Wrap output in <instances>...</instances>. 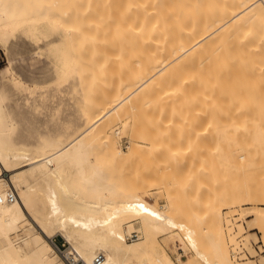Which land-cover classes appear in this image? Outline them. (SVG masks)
<instances>
[{
  "label": "bare ground",
  "instance_id": "obj_1",
  "mask_svg": "<svg viewBox=\"0 0 264 264\" xmlns=\"http://www.w3.org/2000/svg\"><path fill=\"white\" fill-rule=\"evenodd\" d=\"M17 34L46 41L60 67L61 80L80 81L83 122L69 134L70 126L68 136H55L45 145L15 139L8 78L0 80V264H72L77 259L97 264L99 255L104 256L102 264H259L253 258L255 233L241 240L240 236L249 230L243 219L251 217L249 227L262 232L264 241V107L232 104V99L223 104L219 98L208 97L211 86L223 84L225 75L264 74V0H0V40L6 42ZM108 61L117 65L115 72L109 70ZM193 68L196 74L189 73ZM11 73L14 86L35 91ZM108 76L114 79L106 81ZM106 84L100 97L99 89ZM191 86L197 90L191 97L199 105L196 119L190 122L186 121L190 116L183 117V126L168 129L167 106L172 102L170 111L176 115L174 100L189 106ZM164 100L166 108L165 102L161 107L157 104ZM183 105L178 106L183 109ZM143 113L154 118L158 114L155 120L163 114L162 121L167 120H151L157 127L151 132L157 137L156 146L149 150L152 157L153 152L170 151L164 141L171 135L169 130L176 136L179 133L177 143V138H171L174 144L184 143L197 120V150L204 157L200 156L204 160L200 159L199 170L213 174L211 170L221 168L216 164L219 156L227 154L231 165L222 160L226 166L242 167L247 176L236 183L218 181L221 190L204 202L202 211L189 215L178 206L180 201L169 210L151 202L140 187L124 188L127 183L115 166L119 155L127 154L116 144L119 124L125 121L124 132L134 127L131 136H138L139 123L132 121ZM133 143H128L132 154L141 150ZM179 149L173 150L180 153ZM140 172H134L138 183L145 181V171ZM223 172L219 171V177ZM209 174L207 178L213 180ZM122 182L126 183L123 187ZM12 191L16 197L10 200ZM57 234L68 242L66 250L50 240ZM229 243L240 250L247 247L251 255L239 258L235 251L232 255ZM168 248L176 249V259Z\"/></svg>",
  "mask_w": 264,
  "mask_h": 264
},
{
  "label": "rangeland",
  "instance_id": "obj_2",
  "mask_svg": "<svg viewBox=\"0 0 264 264\" xmlns=\"http://www.w3.org/2000/svg\"><path fill=\"white\" fill-rule=\"evenodd\" d=\"M54 33L55 34L52 36V38L56 39L58 37V35L56 34V32H54ZM9 38L6 42L0 40V42H1L0 43V52L3 53L2 61L5 63V67H3V69H0V80L4 76H7V78H8V81H7L8 83L6 82V85L8 84V86H7L8 87V93L11 96L10 97L11 99L9 100V104H10L11 109H12L13 121L15 122V125H17L16 129H15L14 138L17 140H25L26 142L33 143V144L34 143L36 144L38 142L36 145H45V144H48L49 141L55 136H58V135H62L64 137L68 136L67 129L68 130L71 129L68 132L70 134L71 132H73L75 130V128H78V126H80L83 122L82 121L83 118H82L81 113H80L81 102H79V98H83L84 94L82 93V85L80 84V81H77V79H75V78H72L69 81H62L61 80V78H60V67H59V65H58V63L54 57V54L49 50V46L46 43V41H44V40L43 41H34V40H32V39H30V38H28L22 34H17L15 36H11ZM114 61H117V60H114ZM114 61H113L114 65H113V63L110 64L111 61H108V64H110L109 68L111 67L109 70H113L112 72H115V69L117 70V68H116L117 65L115 66ZM189 63L191 64V62H189ZM116 64H119V63H116ZM111 65H113L114 68H112ZM190 70H191V72H189L190 74L197 72V68H195V69L193 68ZM193 70H195V71H193ZM11 71H13V73H15V75L22 80V82L24 83L23 85L35 87V91L29 92V90H26L23 87L19 88V87L14 86L10 80L12 77ZM112 72H110L109 75L115 76L114 74H117V73L113 74ZM194 74H196V73H194ZM124 75H126V73L125 74L122 73V76H124ZM245 75H247V73ZM245 75L244 74L243 75L242 74H235L234 76L225 75L223 77V82H224L223 84H220L219 86H216L214 84L213 86H211V89L209 90V97L210 98L207 96L208 99L210 100V99H214V98H219L218 100L221 99L220 101H224V102H221L223 104H228L229 103L228 101H230V99H232V101H230V103H232V104L238 103V105L241 104V106L243 104H248V105H252V107L253 106L261 107V108L264 107V74H262V73L256 74V72H255L254 74L251 73L250 75H247V76H245ZM113 76H112V79H114ZM107 78L111 79V77L108 76V77H106V81L108 80ZM115 78L117 80L116 81L114 80L113 83H116L118 81L119 76H118V78L117 77H115ZM112 79H111V81H112ZM88 80H89V78H88ZM63 83H64V85H61ZM103 86L105 89L101 88V86L99 87L101 89H99L97 87L95 88V89H99V92H98V90H96V91L98 92V94H100L99 95L100 97L103 96L102 92L104 93V91L106 90L108 85L106 84V86L105 85H103ZM10 87H11V90H10ZM193 87L195 89L196 86L193 85ZM193 87L191 86V87H189L190 89L188 88L189 89L188 91H190V93L187 94L188 95L187 99L190 98L191 102L186 99L187 102L191 103L189 106L185 105L186 107L190 108L189 111L185 110V106L183 105L185 103V101L183 103H180L182 101H178V100L173 101L172 99L170 100V101H173V103H174L173 104L174 107L172 106V108L176 109L178 107L177 115L175 112L172 113V111H170V107H171L170 105L172 104V102L169 105L166 103L169 99L168 100L166 99V102H165V100L163 102H157L158 105L160 103V107H161V104H164V102H165V108H166V105H168L167 106L168 111L166 109V112H168V113H167V115H165L167 117V118L166 117L165 118L167 120L169 119L168 122H170L169 126L171 128L169 127L168 129L174 130L175 127H176L175 129H177V127L180 128V126H183V124H181V122H182L181 119L183 120L184 118L186 119V117L190 116L189 118L186 119V121L191 122V120H193L197 116L199 105L197 104V99L196 100L193 99L194 102L192 103L193 100L191 98L192 96L195 95V93H197V90L192 89ZM36 88H38V89H36ZM80 89H81V91H80ZM95 89H93L94 92H95ZM100 90H102V92ZM229 90L234 91V93L232 91H231L232 93H229L230 92ZM14 91H16V92H14ZM23 92H24V94H23ZM97 92L95 95H97ZM24 95H25V97L28 96V99H26L24 97ZM89 96L91 97L90 94H89ZM92 96L96 97L97 99L99 98L98 96H94L93 94H92ZM12 97H14L13 100H12ZM170 101H168V103ZM176 102H178V104H176ZM66 104H68V106ZM179 104H180V106L183 105L182 106L183 109H181V107L178 106ZM185 104H187V103H185ZM41 105H42V107H40ZM58 105L60 107H58ZM235 105L237 106V104H235ZM196 106H198V107H196ZM163 107H164V105H163ZM179 108L181 110H179ZM175 109H173V111ZM194 109L195 110L197 109L196 110L197 112ZM163 110L165 111V109H162V111ZM192 110H194V111H192ZM159 111H161V110H159ZM190 111L193 112L192 113L193 116H192ZM149 112L152 113V110ZM154 112L158 113L157 110ZM184 112H186L187 114ZM194 112H195V115H194ZM151 113H150V115H152ZM156 113H155V118L152 116H149V113H147V115L151 119H147L148 116L145 115L146 113L145 114L143 113L141 115H139V114L137 115L138 118H136L132 121V122H135V121L138 122L139 123L138 127H140V128H138V130L140 129L139 130L140 132L138 131L139 132L138 136L134 135L135 138H133L134 136H131V133H130L134 129V127L132 130H130L131 129L130 128V129H127L128 131L126 130V132H124L123 127H125V124H124L125 121L124 122L121 121L122 123L119 124L121 127V133L117 137L118 143H116V144L118 147H120V148L122 147L123 149H125L127 154H125V156L123 154V157H121V155H119L120 160H118V161L116 159L117 157L116 158L114 157V160L116 159V162H117V163L116 162H114V163L118 164L115 166H117L116 170H119V171H117L118 174L120 172L119 176L120 175L122 176V181H124V179H125V182L127 183V184L124 183V184H126L124 188H128L131 190V187H133V189L140 187V189H142V190L144 189L143 190L144 193L146 192L145 194L147 195V197L149 198V200L151 202L156 203V201H157L156 204L158 206L164 207V208L169 209V210L174 208V207L171 208V206L177 205L176 202H178V204L181 203V205H178V206L179 207L181 206V209L185 210L184 213L186 212L187 215H189V212H191V211H193V212H191L193 214H194L195 210L196 211L197 210L202 211L203 207L205 208L204 202H206L207 200H211L213 198L214 194H216V192H218V190H221L222 186H221V183L218 181H224L225 183L231 181V182L236 183V182H241L245 179V176H247V174H248V171L246 169H244L242 167H237V166H233V167L229 166L228 167V166H226V163L224 161H222V160H225L226 162H227V160L230 161V159H229L230 156L227 154L220 155L219 157H220L221 161H219V162L216 161V164L221 167V168L218 167V170H217V167L215 165L216 168H214L213 171L212 170L210 171L209 167L211 168L212 164L209 165V163H208L209 167H207V168L209 169L210 172H213V174L210 173L211 176L214 175L213 180L210 179L212 177L207 178V176H208L207 174H209L207 169H206L207 172L205 170H204V172H203V170H201V171L199 170V168L201 167L199 165V163H201L200 159L203 156L200 154V151L198 152L200 146L196 144L199 141V140H197L198 137H197L196 133L198 131V127L200 126V123L197 122V120H195L196 122L194 121L195 124L193 122V124L191 125V130H192L191 135L192 136L188 135V137L184 138L185 139L184 143H181L183 140L180 142L181 144L184 145V147H183V145L178 143L181 147L177 148L178 144H176V143L178 142V138L180 139V136L177 138V136L179 134L176 132L177 130L174 131L177 133V136H176V134L171 132L172 130H169V132L171 134L169 136L171 142H167V140L169 138L168 139L166 138V140H164V138H162L166 142V144L167 143L170 144V145H168V144L166 145L168 148L169 147L171 148V149L169 148L170 151L173 152L176 149L180 148L182 150V153H181V150L179 149L180 153H179V151H175L178 154L176 156L175 152L170 153V151H167L165 149L166 151L165 150L162 151V153L163 152L164 153L160 154V155L153 152V157H152V154H151L152 152H149V150L151 149L150 147L152 145V149H153V147H155L157 144V142L156 143L154 142V141H156L157 137H155L153 135L155 132V128L157 129V127H155V125L153 124L154 121L152 119V118H154V120H155L158 118L157 117L158 114L156 115ZM169 113H171L172 117L169 115ZM69 114H71V115H69ZM183 114H185L186 116ZM178 115L180 116V119L178 118L179 120L176 118ZM145 116H146V118H145ZM162 116H163V114H162ZM162 116L160 115V117H159L160 119L155 120V121L159 122L161 120L160 122H167L166 119L164 121H162L163 120L162 118H164V116L163 117ZM14 117H15V120H14ZM170 117L171 118L174 117V120L171 119ZM72 118H73V120H72ZM145 119H147V121L150 120L149 122L152 125H148L149 122L147 123V121H143ZM189 119H191V120H189ZM68 120L69 121L71 120L73 123L69 122ZM151 120L153 122H151ZM71 123H72V125H71ZM78 123H79V125H78ZM196 123H197V125H196ZM176 124H177V126H176ZM140 125H142V126H140ZM70 126H71V128H70ZM72 126H74V127H72ZM145 126H148V127L145 128ZM151 126H153V127H151ZM194 128H196L197 131ZM181 129H183V131H184V127H182ZM145 131H146V133H145ZM183 131H182V133H183ZM147 132H148V135H147ZM182 133L180 135H182ZM193 133H194V135H193ZM139 134H141L142 136ZM144 135H145V137H143ZM129 136L132 138H130ZM136 136H137L138 140H136ZM194 136L196 138L193 139ZM173 137L175 139L177 138V140H175V142H176L175 144L172 141V140H174ZM190 137H191V140H189ZM143 138H146V139L149 138V139L144 141ZM153 138H155V139H153ZM171 138H172V140H171ZM195 139H196V141H194ZM131 141L134 142L133 144H135V145L137 143L138 148L139 149L141 148V150L137 149V152H136L135 151L136 148H135V150L132 151V152H134V151L135 152L132 154L129 151V146H128L129 144H131ZM149 141H150V143H149ZM160 142H161V140H159V144H160ZM165 142L163 143V141H162V143L164 145H165ZM153 144H155V146H153ZM191 144H192V146H189ZM198 144H199V142H198ZM139 146H141V147H139ZM175 146H176V148H175ZM196 147H198V148H196ZM146 148L148 149V151L146 150ZM194 148H196V149H194ZM173 149H175V150H173ZM154 150H151V151H154ZM196 150H197V152H195ZM138 151H139V153H138ZM143 151H144V153H143ZM187 151H189V153L190 152L191 153L189 154V153H187ZM149 153L151 154L150 156H148ZM154 153L156 154L155 156H154ZM185 153H187V154H185ZM170 154L171 155L173 154L172 156H175V157H178L179 154H180V156L183 154L184 157L181 158L183 156L182 155L180 158L177 159V158H173L171 156V157H169V160H168V156H170ZM200 156H202V157H200ZM154 157H157V158H154ZM209 158H210V156H209ZM209 158H208V161L211 162V160ZM125 159H126V163H125ZM175 159H177V160L180 159L179 161H181V159H182L181 163L179 162L180 165L178 164V162H176ZM212 159H213V157H212ZM214 159L216 160V158H214ZM144 160L147 162H143ZM197 160H199V161H197ZM133 161L136 162V164ZM172 161L176 162L175 165H174V163H172ZM158 162L160 163V165ZM220 162H222V163H220ZM152 163H154V165H156V167H158V168H156L155 166H152L153 165ZM156 163L158 164V166ZM164 163H166V166ZM204 163H205V161L203 162V164ZM227 163L229 164L230 162H227ZM150 164H152L151 167L149 166ZM177 164H178V166L176 167ZM203 164H201V165H203ZM222 164H224V166H222ZM173 165L175 167H173ZM229 165H231V163ZM118 167H119V169H118ZM222 167L223 168L226 167L227 169L224 168L225 170H220V169H222ZM150 168H152V169L150 170ZM139 169L142 172H143V170L145 171V172H143V173H145V181H139V183H138L135 180L136 178H134V175L136 176L138 173H141ZM202 169H205V167L203 168V166H202ZM215 169H216V171H215ZM219 171H220V174H222L221 171H224L223 175H221V177H219V175H220ZM134 172H136L137 174ZM146 172H148L147 177H146ZM158 173H160V174H158ZM131 174H133V175H131ZM219 178H222V179H219ZM214 181H217L218 183L215 185ZM119 182H121V181L119 180ZM212 182H213V184H212ZM122 184H123V182H122ZM124 184L122 185V187L124 186ZM172 201H174V203ZM179 201H180V203H179ZM250 218L247 217V218L243 219L244 225H246L247 229H249V230L246 234H244L243 236H240V240L242 238H244V236L249 234V233L250 234L255 233L257 239L254 240L253 243H254V248L257 249V252L255 254V250H254L255 256L253 255V258L259 264H264V262L261 260L263 255H264L263 234L257 228H250L249 227V219ZM241 222H242V220H241ZM135 232H138V231H135ZM50 240H52V242L55 244V246H58V248L60 247L61 250H66L69 247V244L66 241V239L63 238L62 236L58 235V234L51 237ZM229 245H230V251H231L232 255H233L234 251H235L234 254L236 256H238L239 258H240V256L242 257V255L243 256L244 255L245 256L251 255V252L249 251V249L247 247L246 248L243 247L244 249L242 248L240 250V249H236L234 247V245L231 246L230 243H229ZM175 250H176L175 248L174 249L168 248V251L170 252V254L173 256V258L176 259L177 251H175ZM236 252L238 255L236 254ZM63 259L65 260L64 257H63Z\"/></svg>",
  "mask_w": 264,
  "mask_h": 264
},
{
  "label": "built area",
  "instance_id": "obj_3",
  "mask_svg": "<svg viewBox=\"0 0 264 264\" xmlns=\"http://www.w3.org/2000/svg\"><path fill=\"white\" fill-rule=\"evenodd\" d=\"M15 197H16V195H15V193H14L13 191L9 193L8 198H9L10 200H13ZM134 235H137V233L134 232ZM103 259H104V256H103V255H99V256H97V257H96V263H97V264H102ZM72 264H82V262H81L79 259H77V260H75Z\"/></svg>",
  "mask_w": 264,
  "mask_h": 264
},
{
  "label": "snow or ice",
  "instance_id": "obj_4",
  "mask_svg": "<svg viewBox=\"0 0 264 264\" xmlns=\"http://www.w3.org/2000/svg\"><path fill=\"white\" fill-rule=\"evenodd\" d=\"M2 57H3V53L0 52V69H3V67H5V63L2 61ZM145 211H147V209H145ZM152 214L155 215V213Z\"/></svg>",
  "mask_w": 264,
  "mask_h": 264
}]
</instances>
